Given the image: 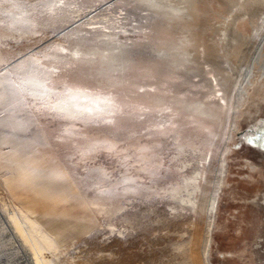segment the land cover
I'll return each instance as SVG.
<instances>
[{"label":"rangeland","instance_id":"rangeland-1","mask_svg":"<svg viewBox=\"0 0 264 264\" xmlns=\"http://www.w3.org/2000/svg\"><path fill=\"white\" fill-rule=\"evenodd\" d=\"M51 3L57 16L46 13ZM22 16L36 26L9 22ZM102 30L124 44L111 49L115 39ZM58 44L81 47L88 53L77 58L85 60H97L94 49L112 51V67L131 60L136 68L100 63L107 74L98 82L89 76L96 65L85 64L81 82L70 81L75 56ZM59 52L60 65L71 64L60 73L70 76L48 93L17 88L11 69L21 59L47 62ZM160 56L182 67L172 79L164 75L170 88L152 113L84 120L50 106L53 91L70 82L94 95L112 89L109 77L131 76L135 85L163 79L142 75ZM170 103L178 115L165 108ZM198 103L212 117L188 115ZM196 121L210 133L191 129ZM211 215L209 264H264V0H0V264H31L10 216L27 239L26 216L80 224L54 239L62 261L178 264L191 250V264H204Z\"/></svg>","mask_w":264,"mask_h":264},{"label":"bare ground","instance_id":"bare-ground-1","mask_svg":"<svg viewBox=\"0 0 264 264\" xmlns=\"http://www.w3.org/2000/svg\"><path fill=\"white\" fill-rule=\"evenodd\" d=\"M67 4H68V2H67ZM52 5L53 4L51 3V5H49V7H51ZM61 5H63V4H61ZM54 6H55V4H54ZM63 7H64V5H63ZM51 11H54L56 14L58 10H57V8L51 7L48 9V11L46 13H49ZM159 12L160 11H157L156 13H159ZM16 14H20V12L16 13ZM57 14H56V16H57ZM62 17H63V15H62ZM32 19L33 18H29L27 16L14 17L13 19H10L9 22L10 23L16 22L18 24L19 23L23 24L24 21H29V22L31 21L33 26H36V24H37L36 20H32ZM29 22H28V24H29ZM155 25H157L156 22H155ZM27 28L26 29L22 28V29L25 31V30H27ZM72 33L74 34V32H72ZM154 34H155V32H154ZM70 35L72 36V34H70ZM100 35H102L101 37L113 38L112 40H114L115 39L114 37L117 35V33L102 30L100 32ZM155 37H157L156 39H158L157 43L159 46V44H160L159 42L161 40V37H158V36H155ZM107 41L105 44H107ZM50 43L51 42H49V44ZM109 43H111V42H109ZM54 44L55 43L53 42V45ZM123 44L124 43L119 42L117 39H115V42L113 44L114 46L111 49L117 50L115 48H120ZM50 46H52V45L50 44ZM50 46H49V49H50ZM55 47H54V49H55ZM58 47L61 48V49L58 48L59 50H61V52L70 51L71 55L75 56L74 58L72 57L73 58V60H72L73 64L76 63V65H75V70L72 69L74 71L72 74L73 76L71 75L72 80L70 79V81L79 80L81 82V79L83 78L82 76L85 73V70H84L85 64L89 65L90 67H93V65H91L92 63H94L96 65L95 69L93 67L95 72L93 70V72H90L89 76H92L94 73H96L97 75H99V78H97L98 82H102L106 78V74H107V71L104 70V68L100 67L101 66L100 63L104 64V66L106 65V67H109V68L114 69V70L115 69H120V70L126 69V71H128V70L130 71L131 68H133V67L136 68L135 64H133V63H131L130 65H127L128 63H130L131 60L129 62H128V60H125L124 62L118 64L119 66H117V63H119V62H117L116 65H114L115 67H112L110 62L112 61V59H115V58H113V56H115V55H113L112 51H108L106 54H104V53H101L99 51H95V49H94L93 53L99 54L98 58H97V56H95L97 58V60L96 59L92 60L91 58H88L89 60H85V58H81V57L77 58V56H79L78 54L81 55V54H85L88 52L85 49H84L85 51L81 50L80 49L81 47H77V45H76L77 48L74 47L73 49H71L69 47H65V46L61 47V46H59V44H58ZM97 47L99 48V46H97ZM103 47L105 48V46H103ZM103 47H101L100 49H102ZM160 48H161V46H159V49ZM45 49L47 52L48 49L46 47H45ZM54 49H53V51H54ZM111 49H109V50H111ZM61 52H59L58 54L54 53V59H53V54L49 53L50 55H52V61H47V62L44 61V59L41 55L40 56L42 58L41 57H33L34 55L33 56L31 55V57H27L23 60L21 59V62H18L14 67L12 66L13 67L11 69L12 75H16V77L19 78V81L16 82L17 88L22 90V92L23 91L25 92V90H27L29 92V94H33V95H35V94L39 95V94L45 93V91H47L46 93H48L49 90H53V88H55L54 85L57 82H60L61 80L63 81L64 78H67L66 76L71 74V72L68 75L65 73H60V71H61L60 68L64 67L65 64H67V65L69 64V62L66 61L67 60L66 59L65 60L66 62L64 61V62H62V65H60L61 64L60 61L62 59H64V57L62 58V56L64 54ZM103 52H105V50H103ZM46 55H48V54L46 53L45 56ZM86 55L87 54H85V56ZM116 56H117V54H116ZM46 57H48V56H46ZM46 57H45V59H46ZM123 59H125V58H123ZM177 59L178 58L176 57L172 60H167L165 58V56H160L156 59V61L154 60L155 62L151 63L150 66H149V64L146 65L148 67H146L144 72L141 70V72H143L142 75L143 76L150 75L151 77L157 75L158 76L157 79H158V78H161L162 75H163L162 78L163 77L165 78L166 76H164V75L169 73L167 75L170 76L169 78L172 79V77L174 78V76L176 74H179L177 71L179 68L182 67L181 64H177ZM32 63L34 64V66H33L34 68L29 67V65ZM67 65H66V67H67ZM69 65H71V64H69ZM72 66H74V65H72ZM68 68H70V66H68ZM65 70H66V68L64 67L63 72ZM67 72L68 71H66V73ZM150 72H152V73H150ZM19 75H22V76L19 77ZM133 76L136 77V75H133ZM130 77H128V78H125L124 76L123 77L119 76V78L109 77L110 79L108 81V85L111 86L112 89L109 88L110 90H108L106 92H103V93L98 92L94 95L90 94L89 91L87 90V87H90V86H83V85H78L77 83L73 84L72 82H70L71 84L67 85V87L63 91H61V92L53 91V92L58 93V97L56 100L52 101V105H50V106L55 108L59 112H62L63 115L66 117L77 116V117H80L82 119L84 118V120H85V118L90 119L93 116H95V118H96V116H99L100 119H106L107 120L108 118L113 117L111 112H113L115 110L120 112V113L122 112V118L125 117V116L123 117V113L126 112V115H128L127 111H128V113L130 111L133 112L131 114H134V115L135 114L147 115L149 113H152L156 108L162 107V105L164 104V102H163L164 95L166 92H168V90L170 88V86H169L170 84L168 83L169 79L166 80L167 78L166 79L163 78V79L156 80V78H155V81L154 80L150 81L147 84L141 83V84L135 85V83L132 82L133 79H129ZM131 78H133V77H131ZM134 79H137V78H134ZM175 79H177V78L175 77ZM136 83H137V80H136ZM22 88H24L25 90H23ZM140 88H142L141 91H139ZM54 90H56V89H54ZM167 100H165V101H167ZM176 100H174V103ZM170 104H168L167 106L164 105L165 108H169V107L172 108L173 113H171V114H177L178 115V113H180L181 110L177 111L178 107L172 106V104H171V106H169ZM180 104L182 105V103H180ZM204 106L205 105L203 103L194 104L189 108V110H187V114L192 115L193 117L197 116V117H208L209 118L211 116V113H208L209 108H207V106L206 107H204ZM124 107H127V109H124ZM179 107L183 108V105H182V107L181 106H179ZM91 110H93V112H91ZM196 123H197V121H196ZM199 126L204 127V128H202L203 130H201V131L206 130V132L210 133V131L208 129V123H207V125L205 123L203 125H201V123H197V127H194L191 129H195L198 132L200 130V129L199 130L197 129ZM212 127H210V128H212ZM188 134H190V131L188 132ZM109 143L111 144V142H109ZM27 167H30V166L28 165ZM22 172L23 171H18L17 173H19L18 175H21L24 178V175L22 174ZM190 181L191 180H189V182ZM194 181H195V178H192V181L190 183L188 182V184L190 186H192L193 188L195 187L193 185ZM188 201L191 202V200H188ZM196 206L199 207L200 206L199 203L196 204ZM202 207H200V208H202ZM208 207H209V208H207L208 211H210V213H212L213 209H215L214 208L215 207L214 196L211 197ZM10 218H11V216H10ZM10 218H9V220L12 224L11 227L13 228V232H15L17 234V236L19 237V239H21L22 243L24 244V246L26 248V258H27L28 262H30L31 264H76L71 258L66 259L65 261H62V258L59 257V254H60V249L58 247L59 245L55 244L54 239L57 240L58 242H62L64 239V236H66L69 232L80 230L81 229L80 224H77L76 222H72V221H67L65 218L60 217V216L51 217V218L45 217L42 221H39V222H35L30 217L26 216V218L24 220H25V224H26L27 236L29 237L28 238L29 240H28L26 238L25 233L21 230V228H19V224H17L14 221V219H12V218L10 219ZM212 218H213V216L211 215V219L208 223L209 228H208L207 235H206V237L204 239V243H203V249H200V250H202V255H203L202 258L205 262V263L203 262L204 264H209L208 263V257H207V251H208V246L210 243L209 235L211 232L210 228H211V224H212ZM39 224L43 225V228H41V226ZM178 247H180V250H181V248L187 249V248H185L184 245H183V247L178 245ZM187 250H189V249H187ZM189 252L187 253V251L185 250V254H187V255L185 256L184 260L178 264H191L192 263V257H191L192 255H190L191 252L190 253ZM87 262L88 261L84 260L82 262H78V264H89V262L88 263Z\"/></svg>","mask_w":264,"mask_h":264},{"label":"snow or ice","instance_id":"snow-or-ice-1","mask_svg":"<svg viewBox=\"0 0 264 264\" xmlns=\"http://www.w3.org/2000/svg\"><path fill=\"white\" fill-rule=\"evenodd\" d=\"M69 55H71V53H69Z\"/></svg>","mask_w":264,"mask_h":264}]
</instances>
